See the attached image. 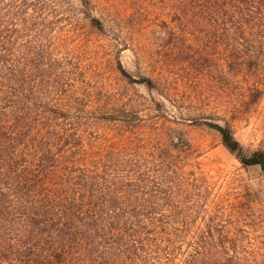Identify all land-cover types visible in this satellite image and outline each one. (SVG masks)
<instances>
[{
	"label": "trees",
	"instance_id": "1",
	"mask_svg": "<svg viewBox=\"0 0 264 264\" xmlns=\"http://www.w3.org/2000/svg\"><path fill=\"white\" fill-rule=\"evenodd\" d=\"M172 2L186 31L228 39L230 66L263 64L264 0ZM49 18L59 19L49 0H0V264H244L207 214L210 187L188 142L172 129L142 134L134 111L104 112L79 65L56 54ZM208 126L264 179V152Z\"/></svg>",
	"mask_w": 264,
	"mask_h": 264
},
{
	"label": "rangeland",
	"instance_id": "2",
	"mask_svg": "<svg viewBox=\"0 0 264 264\" xmlns=\"http://www.w3.org/2000/svg\"><path fill=\"white\" fill-rule=\"evenodd\" d=\"M49 1L59 15L47 21L56 54L79 65L92 100L104 112L138 113L142 134L158 127L163 138L172 129L186 140L210 187L207 214L236 239L242 263L264 261L262 173L240 164L208 126H228L245 150L264 152V59L253 70L230 66L228 39L186 31L173 16L174 0H89L101 30L78 0ZM119 65L131 80L147 78L154 87L132 83Z\"/></svg>",
	"mask_w": 264,
	"mask_h": 264
}]
</instances>
